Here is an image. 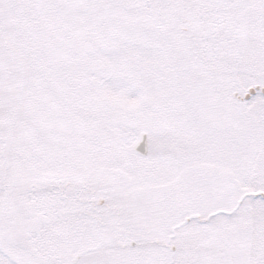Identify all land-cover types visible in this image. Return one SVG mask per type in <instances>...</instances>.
I'll return each mask as SVG.
<instances>
[{
	"label": "snow or ice",
	"instance_id": "obj_1",
	"mask_svg": "<svg viewBox=\"0 0 264 264\" xmlns=\"http://www.w3.org/2000/svg\"><path fill=\"white\" fill-rule=\"evenodd\" d=\"M0 264H264V0H0Z\"/></svg>",
	"mask_w": 264,
	"mask_h": 264
}]
</instances>
